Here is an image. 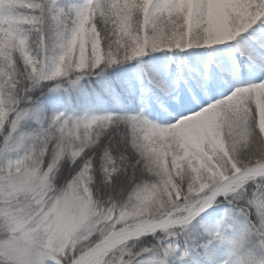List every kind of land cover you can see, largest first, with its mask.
<instances>
[{
	"label": "snow or ice",
	"instance_id": "6c2138e0",
	"mask_svg": "<svg viewBox=\"0 0 264 264\" xmlns=\"http://www.w3.org/2000/svg\"><path fill=\"white\" fill-rule=\"evenodd\" d=\"M0 264H264V0H0Z\"/></svg>",
	"mask_w": 264,
	"mask_h": 264
}]
</instances>
